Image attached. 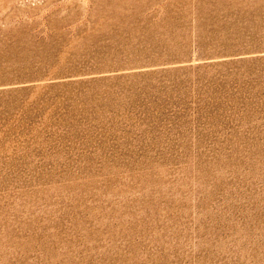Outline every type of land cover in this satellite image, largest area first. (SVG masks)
Masks as SVG:
<instances>
[{"label": "rangeland", "instance_id": "374dc122", "mask_svg": "<svg viewBox=\"0 0 264 264\" xmlns=\"http://www.w3.org/2000/svg\"><path fill=\"white\" fill-rule=\"evenodd\" d=\"M0 264H264V0H0Z\"/></svg>", "mask_w": 264, "mask_h": 264}]
</instances>
